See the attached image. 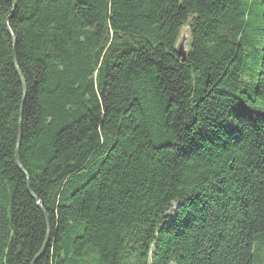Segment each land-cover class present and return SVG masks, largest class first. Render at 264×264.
Masks as SVG:
<instances>
[{"label":"trees","instance_id":"trees-1","mask_svg":"<svg viewBox=\"0 0 264 264\" xmlns=\"http://www.w3.org/2000/svg\"><path fill=\"white\" fill-rule=\"evenodd\" d=\"M16 150L34 264H253L264 0H0V264L46 239Z\"/></svg>","mask_w":264,"mask_h":264},{"label":"water","instance_id":"water-1","mask_svg":"<svg viewBox=\"0 0 264 264\" xmlns=\"http://www.w3.org/2000/svg\"><path fill=\"white\" fill-rule=\"evenodd\" d=\"M12 3V2H11ZM13 7L15 6L14 3H12ZM7 31L8 33L10 34L13 42H15V39L7 25ZM183 37L181 39L178 40L177 42V45H176V54L177 56L180 58L181 62L182 63H185V61L187 60V54H188V49H185L184 48V45H183ZM13 66L15 68V72L19 78V81L21 83V86H22V91H23V100H24V96H25V93H26V87H25V82L23 80V77L20 73V71L18 70V67H17V64H16V59H15V53L13 55ZM21 117H22V104L20 106V111H19V125H18V136H17V149L19 147V143H20V135H21ZM14 163H15V166L16 168L19 170V172L25 177L26 179V182H27V192L28 194L32 197V199L35 201V204L36 206L41 210V212L43 213L44 215V212L42 211L41 209V205H40V202L38 201V199L34 196V194L30 191V188H29V185H28V175L26 174V172L23 170L21 164H20V161H19V158H18V155H17V150H16V155H15V159H14ZM44 218L46 220V239L42 245V248L40 250V252L36 255V257L34 258V260L32 261L31 264H34V262L44 254V251H45V248H46V245H47V241H48V237H49V232H50V229H49V223H48V220L46 218V216L44 215Z\"/></svg>","mask_w":264,"mask_h":264},{"label":"rangeland","instance_id":"rangeland-1","mask_svg":"<svg viewBox=\"0 0 264 264\" xmlns=\"http://www.w3.org/2000/svg\"><path fill=\"white\" fill-rule=\"evenodd\" d=\"M182 37L184 48L188 49L189 38L187 28L185 27L180 31L179 39ZM251 245L253 252V264H264V238H256Z\"/></svg>","mask_w":264,"mask_h":264}]
</instances>
